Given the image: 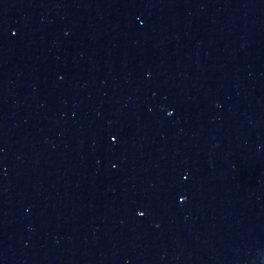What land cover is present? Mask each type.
<instances>
[{
  "label": "water",
  "instance_id": "1",
  "mask_svg": "<svg viewBox=\"0 0 264 264\" xmlns=\"http://www.w3.org/2000/svg\"><path fill=\"white\" fill-rule=\"evenodd\" d=\"M0 264H264V0H0Z\"/></svg>",
  "mask_w": 264,
  "mask_h": 264
}]
</instances>
